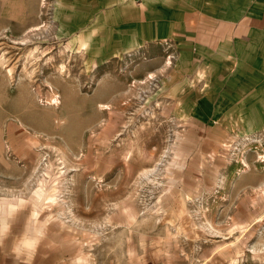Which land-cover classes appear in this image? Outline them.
<instances>
[{
  "label": "rangeland",
  "instance_id": "1",
  "mask_svg": "<svg viewBox=\"0 0 264 264\" xmlns=\"http://www.w3.org/2000/svg\"><path fill=\"white\" fill-rule=\"evenodd\" d=\"M60 4L0 0V264H264V126L217 144L172 52L102 60Z\"/></svg>",
  "mask_w": 264,
  "mask_h": 264
},
{
  "label": "crops",
  "instance_id": "2",
  "mask_svg": "<svg viewBox=\"0 0 264 264\" xmlns=\"http://www.w3.org/2000/svg\"><path fill=\"white\" fill-rule=\"evenodd\" d=\"M60 12L57 34L102 60L172 52L160 94L217 144L264 126V0H61Z\"/></svg>",
  "mask_w": 264,
  "mask_h": 264
},
{
  "label": "bare ground",
  "instance_id": "3",
  "mask_svg": "<svg viewBox=\"0 0 264 264\" xmlns=\"http://www.w3.org/2000/svg\"><path fill=\"white\" fill-rule=\"evenodd\" d=\"M148 77H149V78L152 77V74H150ZM56 101H57V100H56ZM149 173H150V172H149ZM147 177H148V176H147ZM37 195H38V194H37ZM2 209H3V208H1V210H2Z\"/></svg>",
  "mask_w": 264,
  "mask_h": 264
}]
</instances>
